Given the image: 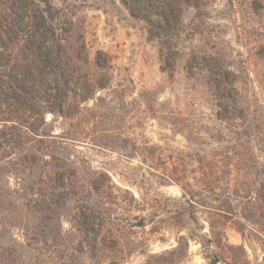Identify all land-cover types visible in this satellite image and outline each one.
<instances>
[{
    "label": "rangeland",
    "instance_id": "obj_1",
    "mask_svg": "<svg viewBox=\"0 0 264 264\" xmlns=\"http://www.w3.org/2000/svg\"><path fill=\"white\" fill-rule=\"evenodd\" d=\"M33 10L35 78L0 48V264H264V0Z\"/></svg>",
    "mask_w": 264,
    "mask_h": 264
},
{
    "label": "trees",
    "instance_id": "obj_2",
    "mask_svg": "<svg viewBox=\"0 0 264 264\" xmlns=\"http://www.w3.org/2000/svg\"><path fill=\"white\" fill-rule=\"evenodd\" d=\"M34 1L35 0H12L10 9L2 7V3L0 1V48H2L5 45V42L9 41L10 37L15 33V31H19L22 33H25L27 36V44L25 46V50H22L21 52V58L20 62L13 63L11 65L12 71L15 73H19L21 71L22 74V80L27 81V77H30L33 79L35 78L34 74L32 73V70H37V66H33V64L36 61V57H47L49 55V51H41V45H39L38 41L34 38V36L38 33L39 28L42 26L38 20H36L34 16ZM45 2V0H41ZM17 5H16V4ZM15 4V6H14ZM19 9H22V13L24 16L28 17L27 21L23 24V28H20V25L18 23V19L20 18V12H18ZM23 18V17H22ZM41 20H43L41 18ZM22 23V22H21ZM15 35V34H14ZM10 36V37H9ZM32 47V48H31ZM2 56V53L0 52V57ZM1 59V58H0ZM59 62L58 56L54 58V61ZM51 62V61H50ZM20 74V76H21ZM41 83V82H40ZM43 84L41 83V86ZM221 91L228 95V87L222 88ZM48 95L47 93L42 94V97ZM56 95H58L56 93ZM63 102H59L57 104V110L62 111ZM223 109V111H227L228 104L227 105H221L219 106ZM218 115V114H217ZM218 119L225 121L228 124V115H224L220 117L218 115ZM5 134L4 132L0 133ZM228 141V140H227ZM226 149V148H225ZM215 163L212 164L214 168L215 174H220L219 171L221 169V172L228 175V154H220V152L216 151L215 154ZM219 182V181H218ZM217 184V188L222 185H220V182ZM226 185L228 183L224 182ZM223 185V186H226ZM182 190L184 193L187 194L189 190H187V184L181 185ZM222 188V186H221ZM226 193L224 194H217L216 199H214L215 207L213 208V214H215V219L217 220L216 224H218L219 229H223L226 223L228 222V188L224 189ZM190 193V192H188ZM215 223V222H214ZM215 227V225H213Z\"/></svg>",
    "mask_w": 264,
    "mask_h": 264
},
{
    "label": "water",
    "instance_id": "obj_3",
    "mask_svg": "<svg viewBox=\"0 0 264 264\" xmlns=\"http://www.w3.org/2000/svg\"><path fill=\"white\" fill-rule=\"evenodd\" d=\"M215 264H223L221 261H217Z\"/></svg>",
    "mask_w": 264,
    "mask_h": 264
}]
</instances>
